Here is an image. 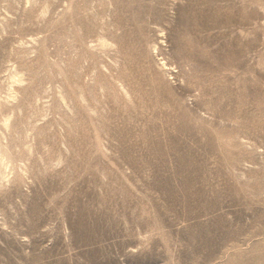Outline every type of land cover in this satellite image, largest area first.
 <instances>
[{
	"label": "rangeland",
	"instance_id": "rangeland-1",
	"mask_svg": "<svg viewBox=\"0 0 264 264\" xmlns=\"http://www.w3.org/2000/svg\"><path fill=\"white\" fill-rule=\"evenodd\" d=\"M0 264H264V0H0Z\"/></svg>",
	"mask_w": 264,
	"mask_h": 264
}]
</instances>
